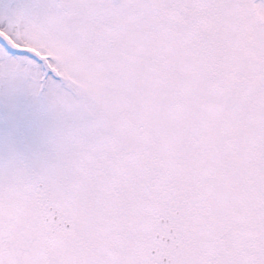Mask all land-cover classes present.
Instances as JSON below:
<instances>
[{
  "label": "snow or ice",
  "instance_id": "snow-or-ice-1",
  "mask_svg": "<svg viewBox=\"0 0 264 264\" xmlns=\"http://www.w3.org/2000/svg\"><path fill=\"white\" fill-rule=\"evenodd\" d=\"M0 264H264V0H0Z\"/></svg>",
  "mask_w": 264,
  "mask_h": 264
}]
</instances>
